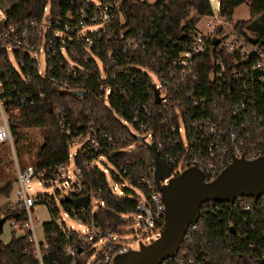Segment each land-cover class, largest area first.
<instances>
[{"label": "built area", "instance_id": "obj_1", "mask_svg": "<svg viewBox=\"0 0 264 264\" xmlns=\"http://www.w3.org/2000/svg\"><path fill=\"white\" fill-rule=\"evenodd\" d=\"M221 2L208 0L207 15L189 11L182 25L189 26L191 19L194 25L178 39L165 37L163 45L161 38L156 41L153 26L133 30L127 25L124 0H45L39 16L12 24H7V9L0 7V144L11 147L15 165L8 208L21 205L25 213L24 219L5 223L10 234L24 236L38 264H113L117 255L132 250L125 231L101 219L104 188L114 197L135 200L136 221L149 230L138 244L151 243L152 235L159 237L165 202L154 178L152 146L169 166L170 177L194 167L207 182L236 159L264 156L258 138L262 129L256 130L254 123L256 82L264 94V46L252 44L249 37L254 36L239 31L236 20L221 14ZM92 76L95 83L88 85ZM40 81L63 94L82 96L94 89L136 143L117 147L123 136L102 126L89 106L74 127L64 108L55 106L66 159L41 167L21 164L6 108L45 101ZM112 102H122V114L112 109ZM67 108L76 112V105ZM258 120L260 124L263 117ZM136 144L147 150V166L133 184L128 177L133 163L116 167L110 158ZM79 157H83L81 165L76 161ZM95 170L102 178L89 180L88 173ZM56 181L62 186L57 198L34 193V183L50 186ZM80 197L87 198L85 207L65 201ZM40 206L47 211L45 221L36 212ZM200 221H205V234L213 238L205 237L200 246H193ZM48 222L56 226L62 244L61 256L51 260L43 228ZM214 249L245 252L253 264H264V195L203 203L178 251L162 264H224Z\"/></svg>", "mask_w": 264, "mask_h": 264}, {"label": "trees", "instance_id": "obj_2", "mask_svg": "<svg viewBox=\"0 0 264 264\" xmlns=\"http://www.w3.org/2000/svg\"><path fill=\"white\" fill-rule=\"evenodd\" d=\"M45 0H18L6 10L7 24H12L30 17H37L41 13V9ZM242 5L248 7L249 18L247 20H236L235 27L246 35L254 36L263 41L264 46V0H222L221 14L229 20H232L234 10ZM195 10L198 15H207L210 13L208 0H157L154 4H150L145 0H124L123 12L127 25L133 30L148 29L153 26L157 32V39L171 37L178 39L184 36L188 27L194 25L195 20L191 19L189 26H183L182 22L189 17V11ZM154 21L152 23V19ZM199 73L204 70L198 68ZM38 83V81L36 80ZM95 83V77L88 79V85ZM46 94V100L35 104L8 107L6 113L10 132L14 138L16 155L21 164H36L45 166L49 164H57L67 157V146L64 136L61 134L58 123L55 106L64 108L66 117L74 127L78 120H82V111L89 106L92 114L97 113L100 124L113 132L114 135L123 136V140H118L117 147H126L127 145L136 143L133 137H128L126 131L119 126L108 109L96 97L94 89H89L85 94H63L48 85L46 82L40 84ZM260 84L256 82L254 92L256 95V111L257 120L254 121L255 129L260 130L258 138L262 139L264 147V94L260 91ZM80 97H79V96ZM68 105H76V112H70ZM112 109L122 114L123 104L112 102ZM258 116L263 117V121L259 124ZM257 123V127H256ZM253 130V129H252ZM125 140V142H124ZM147 150L144 146L136 144L132 150L115 154L110 159L119 167L126 162L133 163L134 171L131 170L128 177L131 183L135 184L137 178L147 166L146 161ZM83 157L77 158V163L81 165ZM87 172V170H85ZM89 180H95L97 177L102 178L100 173L95 170L88 173ZM10 191L8 184L0 193L7 194ZM101 199L104 202V208L99 211L104 224H112L121 226L126 221L122 215L125 213H133L135 208V200L132 198H117L111 192L104 188L101 193ZM5 217L6 220L24 219L25 213L21 205L9 207L1 213L0 218ZM201 222V221H200ZM202 223V224H201ZM199 229L193 233V246H200L205 237L213 238L210 234H205V221L201 222ZM44 233L49 242V260L61 256V240L58 235L57 228L53 223H45ZM3 228L0 229V264H38L33 257L31 250L26 244V240L22 235H16L11 232L8 241L2 239ZM185 244V243H184ZM216 258L222 260L224 264H253L246 256L245 252H228L214 249Z\"/></svg>", "mask_w": 264, "mask_h": 264}, {"label": "water", "instance_id": "obj_3", "mask_svg": "<svg viewBox=\"0 0 264 264\" xmlns=\"http://www.w3.org/2000/svg\"><path fill=\"white\" fill-rule=\"evenodd\" d=\"M252 44H263L258 38L249 37ZM217 45L218 41L215 40ZM154 159V178L165 202L164 224L159 237L149 244H139L138 250L117 255L113 264H162L180 248L188 227L199 219L200 207L207 201L233 202L238 197L258 199L264 195V156L255 160L236 159L213 181L207 182L203 173L194 167L170 177L171 170L151 147ZM168 184L160 181L168 178ZM74 207L87 205V198H66ZM6 222L0 218V229Z\"/></svg>", "mask_w": 264, "mask_h": 264}, {"label": "rangeland", "instance_id": "obj_4", "mask_svg": "<svg viewBox=\"0 0 264 264\" xmlns=\"http://www.w3.org/2000/svg\"><path fill=\"white\" fill-rule=\"evenodd\" d=\"M16 0H2V3L0 4L1 8L7 9L9 6V3L14 2ZM18 1V0H17ZM16 1V2H17ZM150 4H154L157 0H145ZM14 2V3H16ZM13 3V4H14ZM234 20H247L248 19V11L247 6H241L237 8L234 13ZM44 56H41V61L43 65ZM14 177H15V165L13 161V153L11 150V147L8 145V143H1L0 144V191L4 189L8 184H10V191L7 194L0 193V210L1 213L4 212L5 209L8 208L9 203L11 199L13 198V189H14ZM61 184L60 182H54L50 186H37L36 183L33 184V190L34 193H43L47 194L49 196H54L57 198L56 193L61 192ZM36 212L39 214L42 221H45L48 219V214L46 209L43 206H40L37 208ZM123 220L126 222L123 223L120 227L122 230L125 231L124 233V239L126 243L128 244V247L132 250H137L139 248L138 244V238H143L145 234H148L149 230L141 228L140 224L136 221V213H125L122 215ZM34 224L36 225V230L38 234H41V226H39V223L37 221H34ZM8 223H5L3 227V234L2 239L3 241L9 240L10 230H9ZM156 238L155 235L151 236V240H154ZM145 243H149V241H144Z\"/></svg>", "mask_w": 264, "mask_h": 264}, {"label": "crops", "instance_id": "obj_5", "mask_svg": "<svg viewBox=\"0 0 264 264\" xmlns=\"http://www.w3.org/2000/svg\"><path fill=\"white\" fill-rule=\"evenodd\" d=\"M16 1H17V0H16ZM16 1H14V2H16ZM14 2H12V3L10 2L8 6L10 7L11 5H13ZM1 3H2V0H0V4H1ZM242 6H244V5H242ZM0 7H1V6H0ZM9 7H8V8H9ZM240 7H241V6H240ZM8 8H7V9H8ZM238 8H239V7H238ZM236 9H237V8H236ZM236 9H235V10H236ZM235 10H234V11H235ZM247 11H248V7H247ZM248 18H249V12H248ZM233 19H234V15H233ZM9 237H10V235H9Z\"/></svg>", "mask_w": 264, "mask_h": 264}]
</instances>
